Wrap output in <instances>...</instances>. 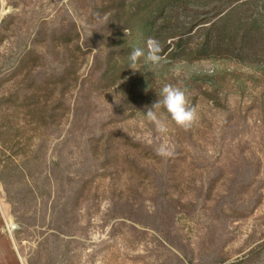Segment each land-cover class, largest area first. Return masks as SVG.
<instances>
[{
    "label": "rangeland",
    "instance_id": "rangeland-1",
    "mask_svg": "<svg viewBox=\"0 0 264 264\" xmlns=\"http://www.w3.org/2000/svg\"><path fill=\"white\" fill-rule=\"evenodd\" d=\"M107 1L0 0V264L43 263L33 254L55 233L53 204L73 239L65 256L49 239L53 264H264V66L131 69L99 36ZM201 3L170 24L214 13ZM164 85L186 91L190 128L163 109L166 135L146 119Z\"/></svg>",
    "mask_w": 264,
    "mask_h": 264
},
{
    "label": "trees",
    "instance_id": "trees-1",
    "mask_svg": "<svg viewBox=\"0 0 264 264\" xmlns=\"http://www.w3.org/2000/svg\"><path fill=\"white\" fill-rule=\"evenodd\" d=\"M194 1L108 0L106 5L114 9L108 12L105 30L99 36L105 40L109 50L118 53L126 62L125 66H129V54L137 49L134 39L138 33L144 34L145 40L150 37L159 40L160 55L168 60L226 58L264 66V0H201L200 6L215 3L212 7L214 13L200 18L197 16L200 13H197L189 19L188 25L172 26L170 19L173 11L181 7L185 9ZM125 29L129 31L130 39L123 33ZM193 38L197 40L193 42ZM216 90L210 95H214ZM4 127L0 125V146L4 145ZM0 179L4 183L1 174ZM6 191L8 193L7 188ZM66 213L65 204H53L51 222L57 219V223L50 226L55 233H49L38 243L33 259L44 260L42 264H53V256L44 252L50 238L56 242L57 249L62 248L61 256L67 255L68 245L73 239L62 236H71V232L65 229L69 225ZM58 216H65V221H59ZM20 225L23 226L22 222ZM28 264H32V260Z\"/></svg>",
    "mask_w": 264,
    "mask_h": 264
},
{
    "label": "clouds",
    "instance_id": "clouds-1",
    "mask_svg": "<svg viewBox=\"0 0 264 264\" xmlns=\"http://www.w3.org/2000/svg\"><path fill=\"white\" fill-rule=\"evenodd\" d=\"M160 41L155 38H148L145 42L144 49H133L128 56L129 68L133 69L137 62L143 58V62L151 63L153 66L158 65L162 60ZM159 98L147 106L144 115L155 127L156 131L161 135L168 132L167 121L160 113L163 109L167 117L175 123L177 127L188 129L196 120V111L188 105L186 91L182 88L164 85L158 94ZM157 155L161 157H169L173 153L170 146L161 144L157 150Z\"/></svg>",
    "mask_w": 264,
    "mask_h": 264
},
{
    "label": "bare ground",
    "instance_id": "bare-ground-1",
    "mask_svg": "<svg viewBox=\"0 0 264 264\" xmlns=\"http://www.w3.org/2000/svg\"><path fill=\"white\" fill-rule=\"evenodd\" d=\"M2 212V211H1ZM4 215V214H3ZM4 217V216H3Z\"/></svg>",
    "mask_w": 264,
    "mask_h": 264
},
{
    "label": "water",
    "instance_id": "water-1",
    "mask_svg": "<svg viewBox=\"0 0 264 264\" xmlns=\"http://www.w3.org/2000/svg\"><path fill=\"white\" fill-rule=\"evenodd\" d=\"M15 249V248H14Z\"/></svg>",
    "mask_w": 264,
    "mask_h": 264
}]
</instances>
